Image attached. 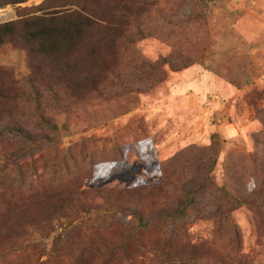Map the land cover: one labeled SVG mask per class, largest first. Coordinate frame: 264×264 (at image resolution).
<instances>
[{"label":"rangeland","instance_id":"obj_1","mask_svg":"<svg viewBox=\"0 0 264 264\" xmlns=\"http://www.w3.org/2000/svg\"><path fill=\"white\" fill-rule=\"evenodd\" d=\"M41 1L0 8V23ZM132 1L148 2V17L88 88L65 81L54 99L47 76L30 85L34 56L0 48L18 92L0 124L47 137L22 150V137L0 133V213L65 188L147 185L123 201L143 221L123 209L82 214L76 200L46 237L0 245V264H161L166 252L264 264V0ZM190 188L194 203L169 216Z\"/></svg>","mask_w":264,"mask_h":264},{"label":"trees","instance_id":"obj_2","mask_svg":"<svg viewBox=\"0 0 264 264\" xmlns=\"http://www.w3.org/2000/svg\"><path fill=\"white\" fill-rule=\"evenodd\" d=\"M27 0H0V8L8 4L24 3ZM148 2L132 0H42L24 13L25 7L18 8L16 19L0 23V48L10 44L24 49L34 56L30 85L34 87L37 76H47V90L57 99L56 86L67 81L74 89L88 88L99 74L115 66V51L129 39L128 27H139L149 14ZM131 40V39H130ZM128 40V41H130ZM10 72L0 69V120L9 111L8 104L17 95V89L9 82ZM72 78H76L72 81ZM43 124L56 129L57 126L46 119ZM0 133H12L22 137L27 143L22 150L46 140L45 135L35 136L17 125L0 124ZM148 187L84 189L65 188L48 196L41 193L24 203L15 204L9 212L0 213V245H7L14 251L21 250L24 242L37 236L46 237L53 228L56 215L66 217L76 203L78 212L89 214L103 208L105 211L121 210L143 221L144 210L124 206L134 202L135 196ZM151 191V190H149ZM195 189L186 190V197L169 216L181 217L194 203ZM100 199V205L96 200ZM140 200V199H138ZM75 217V216H74ZM80 218L79 216L71 219ZM94 245V244H91ZM98 250L97 247L94 248ZM161 264H190L187 259H169L168 253Z\"/></svg>","mask_w":264,"mask_h":264}]
</instances>
